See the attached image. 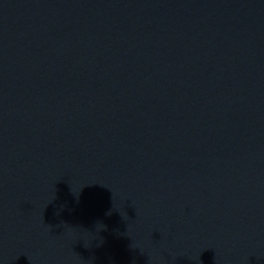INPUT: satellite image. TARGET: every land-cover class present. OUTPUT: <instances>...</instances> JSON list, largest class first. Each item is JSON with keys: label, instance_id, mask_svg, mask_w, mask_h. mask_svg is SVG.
Instances as JSON below:
<instances>
[{"label": "water", "instance_id": "obj_1", "mask_svg": "<svg viewBox=\"0 0 264 264\" xmlns=\"http://www.w3.org/2000/svg\"><path fill=\"white\" fill-rule=\"evenodd\" d=\"M0 264H264V0H0Z\"/></svg>", "mask_w": 264, "mask_h": 264}]
</instances>
